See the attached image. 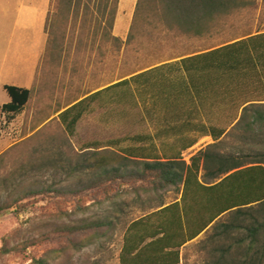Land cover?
I'll list each match as a JSON object with an SVG mask.
<instances>
[{
    "label": "rangeland",
    "instance_id": "374dc122",
    "mask_svg": "<svg viewBox=\"0 0 264 264\" xmlns=\"http://www.w3.org/2000/svg\"><path fill=\"white\" fill-rule=\"evenodd\" d=\"M136 1L0 0V8L4 4L6 10L5 18H0V36L4 33L6 42L12 43L10 57L14 60L10 62L21 68L35 69L30 98L23 111L13 119L1 111V106L8 103V96L0 86V205L10 203L18 193L16 189L41 190L53 184L64 193L78 192L63 196L36 195L26 200L23 211L16 213L12 208L0 213V264H30L49 251L59 249H63L60 256L46 255L51 264H119L124 231L129 224L180 202L183 185L157 190L151 187L149 178L135 180L131 169L134 161L105 155L113 153L110 149L97 153L108 156L111 164H126L130 169L122 168L118 174L109 175L111 181L104 179L105 183L97 184L99 169L84 168L86 161L91 165L97 161L95 153L84 152L86 146L118 139L112 138L117 129L128 135L135 128L133 119L136 116L126 102L129 98L123 88L116 89L114 102L102 97V111L99 109L96 115L91 113L86 120L77 122L73 137H68L58 113L97 86L122 81L133 73L166 61L264 33L262 0H244L246 3L226 23L200 38L164 29L150 31L143 26L132 29ZM19 9L23 15L29 13L28 17L31 16L26 24L23 23L32 26L30 29L15 27L14 13ZM30 9L35 10L36 15ZM44 32L46 51L39 57ZM32 51L38 52V56ZM207 77L227 89L211 90L197 105L202 109L206 124L213 125L208 127L225 128V134L240 101L264 97L261 86L264 80L260 81L255 72L248 77L231 76L229 80L217 71L206 70L192 79L207 81ZM119 97L122 102L118 101ZM119 106L125 107V112ZM213 107L215 115L209 111ZM239 113L240 110L237 115ZM110 115L114 123L109 130L103 131L101 121ZM123 119L127 121L123 123ZM255 137L240 140L233 135L206 152L223 157H253L251 155L262 151L255 145ZM262 138L259 139L262 141ZM76 164L79 167L70 173L69 168ZM204 173L198 175L199 181H203ZM226 217L222 214L213 224ZM85 219H111L115 230L107 232L95 246L74 253L71 245L82 241L89 233L68 235L66 229L81 225ZM58 227L65 228V232L60 233ZM243 237V233H234L218 239L208 227L179 249L178 264H219L213 250ZM31 242L33 244L25 248L18 247ZM234 252L241 251L235 247ZM226 258L221 264H233L230 257Z\"/></svg>",
    "mask_w": 264,
    "mask_h": 264
},
{
    "label": "trees",
    "instance_id": "16d2710c",
    "mask_svg": "<svg viewBox=\"0 0 264 264\" xmlns=\"http://www.w3.org/2000/svg\"><path fill=\"white\" fill-rule=\"evenodd\" d=\"M245 3L244 0H137L132 29L143 26L150 31L164 29L167 32L200 38L207 36L220 24L226 23ZM181 64L189 72L191 81L206 70L217 71L224 75L225 79L231 76L248 77L249 73L255 72L258 79L263 81L264 33L188 57L182 60ZM207 81L211 83L213 91L227 89L226 86L210 81L208 77ZM261 84L264 92V82ZM3 89L9 97V102L1 106V111L13 119L23 111L30 98V91L13 86H4ZM97 95L98 93L91 95L58 114L60 121L66 124L63 126L68 137L75 135L77 122L86 111L87 105L92 103ZM209 111L215 115V107L212 111L209 108ZM229 125L231 127L226 134L225 128H209L215 141L221 138L213 146L219 145L224 138L233 135L240 137V140L256 136L255 145L262 151L251 155L253 157L242 159L223 157L220 154L207 153L205 150L193 156L189 165L181 160L132 163L133 179L141 181L149 178L151 187L157 190L177 188L181 184L183 189L180 202L169 204L129 224L124 231L119 264H178L179 249L208 227L211 228L213 237L218 239L234 233L244 234L239 241L213 250L219 258L217 263L221 264L228 256L233 264H264V139L262 138V141L259 139L264 137V97L262 99L260 97V100L240 101L236 107V114L227 126ZM94 156L97 158L94 165L86 161L84 168L99 169L100 177H97L99 179L97 184L105 183L104 179H109L110 174H118L122 168L130 169L126 164L119 162L118 165L111 164L108 156L102 154ZM78 167V164L74 168L70 167V173ZM210 167L214 170H209ZM202 171L205 172L202 175L203 181H199L198 175ZM215 179L221 180L215 182ZM15 191L18 193L10 203L0 205V213H7L12 208L16 213L21 212L26 208V200L36 195L63 196L78 193L72 190L64 193L55 189L53 184L42 187L41 190L28 188L26 191L25 189ZM222 214L227 215L226 219L213 224ZM82 222L81 225L66 229L68 235L89 233L82 241L71 245L74 253L82 248L95 246L107 232L115 230L111 219L104 221L85 219ZM58 231L65 232V228L58 227ZM32 244L26 243L18 247L25 248L26 245ZM235 247L241 252L236 254ZM62 252L63 249L51 250L46 255L60 256ZM46 255L32 260L30 264H51Z\"/></svg>",
    "mask_w": 264,
    "mask_h": 264
},
{
    "label": "crops",
    "instance_id": "0c3cea01",
    "mask_svg": "<svg viewBox=\"0 0 264 264\" xmlns=\"http://www.w3.org/2000/svg\"><path fill=\"white\" fill-rule=\"evenodd\" d=\"M2 5L0 18L3 19L6 16V10L4 4ZM30 10H32L31 13H35V10ZM28 14L23 15L21 9L15 12V27L30 29L32 26L23 24H26L28 18H31V16L28 17ZM46 15L47 11L44 12L45 20ZM11 44V42H6L3 33L0 36V86L2 89L4 86L28 89L31 95L35 69L21 68L16 63L10 62L14 60L13 57H10ZM46 45L45 35L39 57L45 53ZM211 50L213 48L198 54L177 58L178 60L175 59V61H166L163 64L148 67L141 72L133 73L122 81L97 86L93 91L83 94L60 112L98 93L94 101L87 105L86 111L78 121L80 123L86 120L91 113L96 115L99 109L102 111V97L109 98L110 102H114L116 89L123 88L127 98H129L126 102L136 116L133 119L135 128L132 134L127 135L117 129V133L113 134L115 137L112 136V138L118 137V139H109L104 143L88 145L84 148V152H93L94 155H97L100 151H109L107 149H110L113 153L105 155L114 156L115 159L145 162L181 160L189 165L193 156L200 151L213 147L221 138L214 140L208 127L211 125L206 124L202 116V109H199L197 105L199 102L201 104L209 95L212 88L211 83L202 81V79L197 82L191 81L189 72L181 62L188 57ZM32 54L35 57L38 56L36 51H32ZM118 101L122 102L120 97ZM119 107L125 112V107ZM126 121L127 119H123V123ZM113 123L114 120L111 115L108 118L103 117L101 121L103 131L109 130Z\"/></svg>",
    "mask_w": 264,
    "mask_h": 264
}]
</instances>
